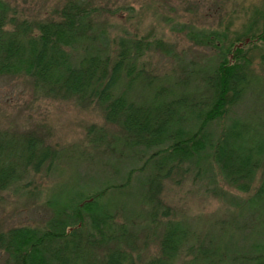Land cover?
I'll return each mask as SVG.
<instances>
[{"label": "trees", "instance_id": "16d2710c", "mask_svg": "<svg viewBox=\"0 0 264 264\" xmlns=\"http://www.w3.org/2000/svg\"><path fill=\"white\" fill-rule=\"evenodd\" d=\"M95 15L86 0H69L59 19L32 24L10 17L0 0V76H26L36 92L96 106L124 135L110 142L99 130L92 142L110 143L112 150L124 147L136 160L145 159L141 167L123 174L115 168L120 182L81 184L75 193L53 196L43 228L0 231V255L8 264H137L135 255L140 262L143 249L137 244L139 233L159 232V253L140 264H176L184 253L194 255L189 264H264V124L231 119L211 131L212 124L227 120L254 84L251 50L264 43V7L251 10L240 30L191 34L196 44L215 50L207 66L197 71L207 95L164 86L147 72L142 57L151 47L170 55L162 42L121 39L112 52L106 31H96ZM72 50L82 52L75 57ZM60 155L36 135L0 133V194L18 187L30 173L52 169ZM211 162L223 181L242 193L251 192L262 171L261 185L246 205L258 213L259 227L240 252L229 249L224 239L216 243V237L201 238L183 221L169 219L171 210L160 198L164 180L182 166L201 170ZM147 170L149 176L137 179L133 187L136 173ZM134 188H142L149 215L148 224L133 231L116 216L127 205L118 197L137 198Z\"/></svg>", "mask_w": 264, "mask_h": 264}, {"label": "rangeland", "instance_id": "374dc122", "mask_svg": "<svg viewBox=\"0 0 264 264\" xmlns=\"http://www.w3.org/2000/svg\"><path fill=\"white\" fill-rule=\"evenodd\" d=\"M2 1L9 7L10 17L37 24L59 19L69 0ZM86 1L95 8L96 31H106L112 52L121 39L162 42L171 49L170 55L151 47L142 57L143 67L164 86L179 85L199 94H206L207 90L197 71L207 66L215 50L196 44L191 34L227 28L231 32L240 30L251 10L264 7V0ZM72 51L75 57L82 52ZM251 54L254 84L226 121L211 125L214 133L231 119L264 124V43H258ZM89 129L92 134H88ZM99 130L106 133L108 141L124 135L118 126L107 123L102 111L94 105L80 106L73 100L36 92L26 76H0V133L16 138L36 135L62 156L52 169L45 166L41 173H30L18 187L0 194V231L22 226L43 228L51 215L49 203L53 196L71 190L75 193L81 184L94 187L109 180L120 182L119 175L124 170L141 167L145 157L136 160L131 150L127 152L124 147L112 150L107 148L110 143L104 142L94 144L93 133ZM115 168L121 174H116ZM136 174L133 187L150 173L147 170ZM262 180L260 171L251 192L242 193L223 181L213 162L201 170L184 165L171 179L164 180L160 198L171 210L169 219L183 221L201 238L216 237V243L224 239L229 249L240 252L247 247L252 230L259 227L258 213L251 212L246 205ZM132 192L139 193L138 197H118L127 205L118 210L116 220L133 226L134 231L148 224L149 209L142 204V188H134ZM158 234L139 233L137 244L143 249L140 262L135 255L137 264L159 253ZM98 252L101 256L104 251ZM193 258V254H181L176 264H189ZM0 264H8L4 255H0Z\"/></svg>", "mask_w": 264, "mask_h": 264}]
</instances>
